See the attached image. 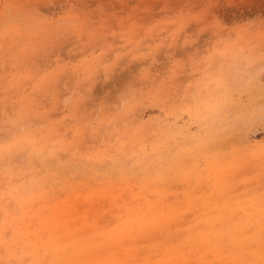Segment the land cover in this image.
I'll list each match as a JSON object with an SVG mask.
<instances>
[{
    "label": "rangeland",
    "instance_id": "1",
    "mask_svg": "<svg viewBox=\"0 0 264 264\" xmlns=\"http://www.w3.org/2000/svg\"><path fill=\"white\" fill-rule=\"evenodd\" d=\"M0 264H264V0H0Z\"/></svg>",
    "mask_w": 264,
    "mask_h": 264
}]
</instances>
